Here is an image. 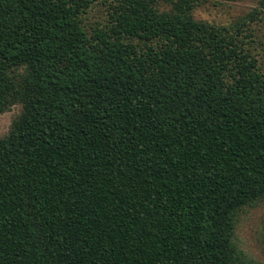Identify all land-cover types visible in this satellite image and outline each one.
Masks as SVG:
<instances>
[{
    "label": "trees",
    "instance_id": "trees-1",
    "mask_svg": "<svg viewBox=\"0 0 264 264\" xmlns=\"http://www.w3.org/2000/svg\"><path fill=\"white\" fill-rule=\"evenodd\" d=\"M205 1L0 0V264H262L235 241L264 200L257 10Z\"/></svg>",
    "mask_w": 264,
    "mask_h": 264
},
{
    "label": "rangeland",
    "instance_id": "rangeland-1",
    "mask_svg": "<svg viewBox=\"0 0 264 264\" xmlns=\"http://www.w3.org/2000/svg\"><path fill=\"white\" fill-rule=\"evenodd\" d=\"M259 0L217 1L207 0L200 4L194 14L199 20L218 25H231L257 10V17L249 22L247 30L253 32L250 44L264 63V11ZM167 9L168 5H162ZM97 12L96 10L93 11ZM100 13L97 12L98 16ZM22 110L14 105L10 110L0 113V136L9 133L12 123ZM235 241L249 256L264 264V200L244 207L237 216Z\"/></svg>",
    "mask_w": 264,
    "mask_h": 264
}]
</instances>
